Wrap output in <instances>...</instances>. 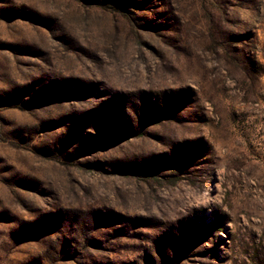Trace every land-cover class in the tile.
Instances as JSON below:
<instances>
[{
  "label": "rangeland",
  "instance_id": "obj_1",
  "mask_svg": "<svg viewBox=\"0 0 264 264\" xmlns=\"http://www.w3.org/2000/svg\"><path fill=\"white\" fill-rule=\"evenodd\" d=\"M0 264H264V0H0Z\"/></svg>",
  "mask_w": 264,
  "mask_h": 264
}]
</instances>
